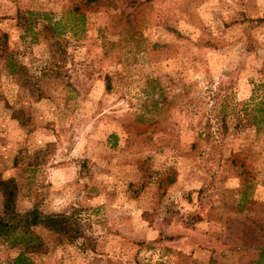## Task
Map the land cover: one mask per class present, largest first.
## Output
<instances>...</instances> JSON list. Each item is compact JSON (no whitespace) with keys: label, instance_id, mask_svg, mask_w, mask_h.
Returning a JSON list of instances; mask_svg holds the SVG:
<instances>
[{"label":"clouds","instance_id":"9594fccd","mask_svg":"<svg viewBox=\"0 0 264 264\" xmlns=\"http://www.w3.org/2000/svg\"><path fill=\"white\" fill-rule=\"evenodd\" d=\"M0 264H264V0H0Z\"/></svg>","mask_w":264,"mask_h":264},{"label":"rangeland","instance_id":"374dc122","mask_svg":"<svg viewBox=\"0 0 264 264\" xmlns=\"http://www.w3.org/2000/svg\"><path fill=\"white\" fill-rule=\"evenodd\" d=\"M13 115H14V116H17V115H19V113H13Z\"/></svg>","mask_w":264,"mask_h":264}]
</instances>
